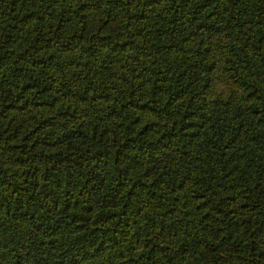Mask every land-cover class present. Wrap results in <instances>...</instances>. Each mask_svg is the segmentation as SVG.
<instances>
[{
  "label": "trees",
  "instance_id": "trees-1",
  "mask_svg": "<svg viewBox=\"0 0 264 264\" xmlns=\"http://www.w3.org/2000/svg\"><path fill=\"white\" fill-rule=\"evenodd\" d=\"M0 264H264V0H0Z\"/></svg>",
  "mask_w": 264,
  "mask_h": 264
}]
</instances>
